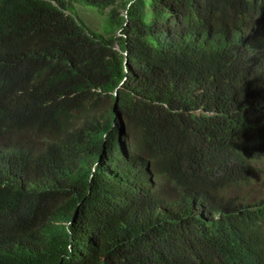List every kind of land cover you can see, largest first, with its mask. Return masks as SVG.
<instances>
[{
	"label": "trees",
	"instance_id": "trees-1",
	"mask_svg": "<svg viewBox=\"0 0 264 264\" xmlns=\"http://www.w3.org/2000/svg\"><path fill=\"white\" fill-rule=\"evenodd\" d=\"M256 164L264 0H0V264H264Z\"/></svg>",
	"mask_w": 264,
	"mask_h": 264
},
{
	"label": "rangeland",
	"instance_id": "rangeland-1",
	"mask_svg": "<svg viewBox=\"0 0 264 264\" xmlns=\"http://www.w3.org/2000/svg\"><path fill=\"white\" fill-rule=\"evenodd\" d=\"M76 15L80 21L85 25V27L94 34H103L104 26L106 23V17H104L102 12L95 10L94 8H85L81 6L76 7ZM108 11V10H107ZM106 13V12H105ZM255 170H260L263 173H255V179L264 182V164L254 165ZM238 192V191H237ZM260 195L264 196V189L260 191Z\"/></svg>",
	"mask_w": 264,
	"mask_h": 264
}]
</instances>
